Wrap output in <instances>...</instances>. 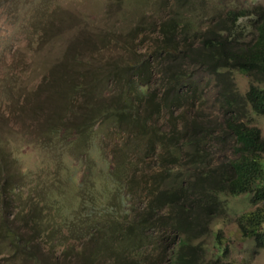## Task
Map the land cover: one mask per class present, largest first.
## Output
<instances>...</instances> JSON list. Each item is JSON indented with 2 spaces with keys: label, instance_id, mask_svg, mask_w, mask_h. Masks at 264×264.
Returning <instances> with one entry per match:
<instances>
[{
  "label": "trees",
  "instance_id": "obj_1",
  "mask_svg": "<svg viewBox=\"0 0 264 264\" xmlns=\"http://www.w3.org/2000/svg\"><path fill=\"white\" fill-rule=\"evenodd\" d=\"M108 2L140 14L152 0ZM158 5L163 10L149 23L140 17L115 35L110 28L87 32L80 17L63 28L74 15L55 0H0V10L16 15L12 30L29 31L28 44L49 54L34 75L25 53L0 52L6 264H51L72 253L75 264H230L210 224L225 212L219 195L240 193H250L254 208L237 226L264 249V130L250 124V114L264 117V3ZM146 31L152 36L139 49L133 42ZM111 41L122 55H103ZM233 69L247 77L242 94ZM202 74L214 82L213 117L202 112ZM108 130L114 143L106 157L94 136L103 132V140ZM92 146L102 159L97 170L87 156ZM26 148L43 170L32 186L25 171L11 170ZM101 176L106 183L98 189ZM208 235L216 251L206 258Z\"/></svg>",
  "mask_w": 264,
  "mask_h": 264
},
{
  "label": "rangeland",
  "instance_id": "obj_2",
  "mask_svg": "<svg viewBox=\"0 0 264 264\" xmlns=\"http://www.w3.org/2000/svg\"><path fill=\"white\" fill-rule=\"evenodd\" d=\"M159 1L160 0H152V3L149 4V8L147 10H142V15L136 10H125L126 12H124V10L117 11L118 6L113 5V3L108 2V0H55V4L74 15V17L69 18L68 22L63 25V28L71 26L76 22V18L80 17V19L83 21V25L86 27L85 30L87 32L91 33L93 31L110 28L111 31L115 32V35H121L123 31L131 28L140 17H142L141 19H143L142 21L144 23H149V21L156 18L159 15V12L163 10L158 5ZM238 2L242 5L250 3L263 4L264 0H238ZM15 17L16 15L13 14L12 11L0 10V52L5 53L6 56H10L15 50H17L18 53H25L27 61H29L32 64L31 67L34 68L33 74H38L39 70L43 67V63L45 62L46 64V57H48L49 54L46 53V50H40L39 47L28 44V41L30 40L29 38L31 37V33L29 31L12 30L16 21ZM144 27L146 28V26ZM151 36L152 34L146 31V33L139 34L133 43L135 46H137V48L143 49L148 45L149 38ZM5 40L8 41L5 42ZM64 40L65 39H63V42ZM61 42H57V44L59 45ZM115 44L116 43L111 41V43L108 44L109 47L107 50L102 51L103 55H122L123 51H121L120 46H114L115 49H111L112 45ZM49 47H53V45H49ZM230 73L238 92L242 94L247 86V77L242 72L235 69L230 70ZM199 86L202 88V94L204 96L203 104L201 105L202 112L204 114H209L210 117H213V115L217 114V105L214 103L213 96L215 91L214 82L210 76L207 74H202L201 83ZM250 116V124L256 125L263 131L264 117L255 114H250ZM107 132L109 133V130ZM102 135H104L103 132L99 136H94V141L99 142L101 139V141L104 143L103 155L108 157L113 147L114 138H112V134L109 133V135L105 136V138L102 140ZM21 151H24V153L15 154L17 165L12 167L11 170L15 172L18 168H20L21 170L25 171L27 173L26 183L28 186H32L36 183V181H38L37 178L42 180L41 174L43 170H40V156L34 151H31L30 148L22 149ZM87 156H89V159H94V169L97 170L102 167V159L95 151L94 146H92L87 152ZM67 163L69 164L68 160ZM72 164L73 166L71 167L73 168V173L79 175L81 173L82 166L79 165V163H75V160L72 161ZM33 171L37 174L32 175ZM33 179L36 180L33 181ZM97 182L98 189H101L106 183V179L101 176ZM67 186L68 188L73 189L70 184ZM27 192L31 196V191ZM219 197L224 201L225 212L223 216L216 217L211 221L210 230L213 236L218 230H220L221 243L218 244L219 252L221 253L223 246L226 247V251L222 257V260L228 261L230 264H264V249L258 248L249 235H241L236 222V219L239 216L247 217L248 213L254 208V205H251L249 202L250 193H240L228 196L219 195ZM24 203L26 204V201ZM17 204L18 203L14 205ZM19 205H21V203ZM259 205L260 204H257L255 206ZM53 206L54 205H52V207ZM53 213L54 211H52V208L50 207L47 211V214L54 217ZM22 225L23 223L20 221L19 216L14 217L13 226L19 228ZM212 240L213 239L211 235H208L202 239L203 246L206 247V258L216 251V247L212 244ZM42 243L44 246H48V243ZM83 244L84 243L82 242L76 243V246L82 248ZM7 259H9L7 256V250L1 246L0 264H6ZM51 262V264H75L76 260L74 254L72 253L71 258L69 256L65 257L60 254L57 257L55 256L52 258Z\"/></svg>",
  "mask_w": 264,
  "mask_h": 264
}]
</instances>
